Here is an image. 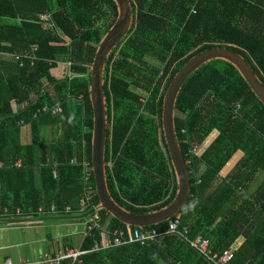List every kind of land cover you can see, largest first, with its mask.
Instances as JSON below:
<instances>
[{
  "label": "trees",
  "instance_id": "16d2710c",
  "mask_svg": "<svg viewBox=\"0 0 264 264\" xmlns=\"http://www.w3.org/2000/svg\"><path fill=\"white\" fill-rule=\"evenodd\" d=\"M131 3L133 26L107 60L104 73L106 171L113 199L134 214H146L171 204L178 190L162 127L169 85L192 57L219 47L242 55L264 85V0ZM43 15L49 19L42 20ZM117 15L113 0H0V163L5 165L0 172V215L5 208L12 215L20 207L27 216L52 205L59 211L71 206L73 216L79 215L83 165L93 163L89 66ZM33 46L38 47L33 66L26 60L20 67L3 56L29 53ZM56 105L62 113L43 111ZM23 125L32 132L29 144L22 142ZM175 126L191 183L180 230L188 229L190 240L209 239L217 254L244 236L233 264H264V220L259 226L251 222L256 212L264 213V181L250 196L244 193L258 172H264V105L233 65L215 60L185 83ZM238 151L243 158L216 195L203 199ZM73 159L76 164H71ZM19 160L20 167L15 165ZM92 184L96 190L94 173ZM94 204L99 205L97 193ZM101 216L102 224L89 232L84 250H91L107 231L131 234L140 229L106 219L105 211ZM170 222L147 229L164 233ZM81 261L211 264L171 234L143 246L90 252Z\"/></svg>",
  "mask_w": 264,
  "mask_h": 264
},
{
  "label": "water",
  "instance_id": "95a60500",
  "mask_svg": "<svg viewBox=\"0 0 264 264\" xmlns=\"http://www.w3.org/2000/svg\"><path fill=\"white\" fill-rule=\"evenodd\" d=\"M113 1L117 5L118 11L116 21L100 41L93 63L89 66V92L93 110L92 167L96 183V193L99 198L98 210L106 212V219L114 217L125 225L144 230L149 226L171 220L181 212L188 202L191 189L190 175L177 139L175 117L178 97L189 78L202 66L215 60H223L233 65L239 71L252 92L263 105L264 85L252 66L242 55L226 48L209 49L192 57L174 76L163 99L162 127L178 184L176 197L171 204L160 210L146 214H134L128 211L113 199L107 184L106 143L108 115L104 93V73L107 60L116 47L126 38L133 26V11L131 0ZM86 216L88 214L71 216V218L75 220L84 219Z\"/></svg>",
  "mask_w": 264,
  "mask_h": 264
},
{
  "label": "crops",
  "instance_id": "0c3cea01",
  "mask_svg": "<svg viewBox=\"0 0 264 264\" xmlns=\"http://www.w3.org/2000/svg\"><path fill=\"white\" fill-rule=\"evenodd\" d=\"M23 126L21 132L22 142L23 144H29L32 142H30L31 130L29 126ZM24 129L28 131H24ZM243 156L242 151L234 154L221 170L213 185L203 194V199L207 200L216 195L217 188L222 185V182L233 171ZM15 165L20 167L21 161L19 160ZM263 181L264 172L260 171L250 187L245 189L246 197L253 194L256 187ZM21 214L23 215V210L18 207L12 215H9V212L0 215V264H6L7 261H12L14 264H38L47 254L56 255L60 251L79 249L83 246L87 231L84 219H72L71 216L73 215L41 216L39 210L23 217L20 216ZM263 220L264 213L258 212L257 214L256 212L251 222L253 226H259ZM244 242L245 237L240 236L232 245L239 249ZM161 264L173 263L161 261Z\"/></svg>",
  "mask_w": 264,
  "mask_h": 264
},
{
  "label": "built area",
  "instance_id": "2783aa9c",
  "mask_svg": "<svg viewBox=\"0 0 264 264\" xmlns=\"http://www.w3.org/2000/svg\"><path fill=\"white\" fill-rule=\"evenodd\" d=\"M42 20H48L49 16H41ZM38 47L33 46L31 52L26 53H14L3 55L4 57L13 60L14 62L19 63L20 67H24L26 64V60H29L30 66L35 64V52ZM138 92L141 93L140 89H137ZM44 112H51L53 115H58L62 113L63 109L60 105H56L52 108L44 107ZM23 124V122H21ZM197 148L194 150L195 153ZM77 160L73 159L71 164H76ZM84 193L82 197L79 199L78 205V214L84 215L88 214L85 217L84 221L87 226V231L85 233V238L88 236L89 232L94 229L100 228L102 224V216L101 211L98 210V206L94 204V197L96 190L92 184L93 177V168L90 162H84ZM5 168L3 163H0V172ZM54 179L58 178L57 169L53 172ZM201 181H199L200 183ZM74 211L71 206H65L63 211H59L56 206L52 205L50 210H46L45 207H40L39 212L42 215H50V216H65V215H73ZM93 211V212H92ZM7 209H4L5 214H7ZM92 212V213H91ZM19 213H21L19 211ZM22 216V214L20 215ZM23 217V216H22ZM182 225V215L179 213L174 216L169 223V227L166 232L160 233L156 229H135L133 233L128 234L125 231L115 230L113 232L107 231L103 235V239L100 242H96L91 250H84L82 247L79 249L65 250L60 251L56 255H45L42 260L38 264H62L66 260H70L71 264H81V257L95 251H100L103 249H109L111 247H119L129 244H140L145 245L150 241H154L161 236L164 235H179L182 237L191 247L196 249L201 256H203L207 261L211 264H233L235 259V253L237 251V247L231 245L228 250H225L222 254H217L212 252L211 250V241L202 236L196 237L194 240H190L188 237V229L185 231H181L180 227ZM84 238V240H85ZM6 264H14L12 261H7ZM30 264V263H29Z\"/></svg>",
  "mask_w": 264,
  "mask_h": 264
},
{
  "label": "rangeland",
  "instance_id": "374dc122",
  "mask_svg": "<svg viewBox=\"0 0 264 264\" xmlns=\"http://www.w3.org/2000/svg\"><path fill=\"white\" fill-rule=\"evenodd\" d=\"M6 59H8V58H6ZM31 130V129H30ZM24 131H28V130H25L24 129ZM31 134H32V132H31ZM27 136V135H26ZM32 138H33V136L31 137V140H30V142L32 141ZM50 138H51V136H50Z\"/></svg>",
  "mask_w": 264,
  "mask_h": 264
},
{
  "label": "clouds",
  "instance_id": "9594fccd",
  "mask_svg": "<svg viewBox=\"0 0 264 264\" xmlns=\"http://www.w3.org/2000/svg\"><path fill=\"white\" fill-rule=\"evenodd\" d=\"M99 206V205H98ZM100 211V210H99ZM85 219V218H84Z\"/></svg>",
  "mask_w": 264,
  "mask_h": 264
}]
</instances>
